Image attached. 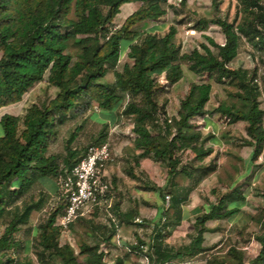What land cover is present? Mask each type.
Wrapping results in <instances>:
<instances>
[{"label": "trees", "instance_id": "obj_1", "mask_svg": "<svg viewBox=\"0 0 264 264\" xmlns=\"http://www.w3.org/2000/svg\"><path fill=\"white\" fill-rule=\"evenodd\" d=\"M132 1L141 4L118 28L110 29L120 6ZM167 1L0 0V108L19 102L46 72L47 82L58 88L47 104L30 105L21 118L7 113L0 117V222L4 224L0 234V264H34L27 254L19 257L24 243L15 234L29 223L33 211L43 207L45 195L41 194L35 200H26L25 195L34 184L43 178H55L83 155L70 147L75 132L65 142L67 148L61 164L58 156L48 154L49 141L56 135L57 125L68 120L70 111L80 101L84 107L95 101L99 108L105 109L121 100L122 95L127 96L119 114L133 118L134 145L140 150L134 157L135 163L140 158H150L165 164L167 183L172 186L170 200L178 211L176 223L180 219L182 203L199 181L215 170L212 162L202 163L212 148L203 144L201 132L191 123L194 116L206 113L205 105L212 86L209 82L191 84L180 100L176 115L168 117L163 109L165 103L159 106L156 101L158 76L163 75L167 84H175L183 76L182 64L187 63L193 73L205 72L218 81L227 78L234 82L247 94L245 107L221 103L214 112L226 116L229 122L245 121L246 134L250 137L247 143L253 145L252 158L262 152L264 111L257 101L262 91L257 84L256 69L230 68L229 63L238 54L242 38L258 49H264V0L246 2L245 9L252 14L249 20L237 22V16L230 22L221 18L198 19L195 27L199 30H204L209 22L222 27L225 43L218 44L204 35L207 43L201 42L199 48L188 52H182L181 46L173 41L177 32L174 25H169L162 35L135 28L138 23L161 18L166 13L164 4ZM122 39L133 40L127 52L131 63L124 62L121 70H117ZM71 43L78 46L75 60L69 50ZM211 46L216 48L215 52ZM109 71L114 74L111 82L103 80ZM160 109L164 112L161 122ZM103 141L105 133L100 134L95 143ZM187 149L199 164L182 163L180 154ZM180 173L194 182L179 187L175 178ZM149 189L164 196L160 186ZM244 201L245 194L236 189L223 193L206 209L198 210L193 222L195 233L187 245L172 250L161 247L158 241L151 246L152 254L148 259L168 264L208 250L210 247L202 245L203 234L209 230L206 222L236 215ZM63 208L64 201L58 199L49 209L46 220L38 225L37 239L31 243L37 262L107 264L97 243L79 246L84 261L78 259L70 244H59L62 228L57 220ZM122 217L119 224L129 222L133 215L128 212ZM112 228L115 231V227ZM110 238L111 235L104 237L105 240ZM255 238L259 249L248 264H264V214L260 218V233ZM138 242L140 244L132 248L140 250L143 242L139 239ZM15 251H18L16 257L12 255ZM228 252L237 258L234 264H243L236 249L229 248ZM114 264H123V260L117 258Z\"/></svg>", "mask_w": 264, "mask_h": 264}, {"label": "rangeland", "instance_id": "obj_2", "mask_svg": "<svg viewBox=\"0 0 264 264\" xmlns=\"http://www.w3.org/2000/svg\"><path fill=\"white\" fill-rule=\"evenodd\" d=\"M247 1L168 0L164 4L166 13L161 18L144 24L138 23L135 28L139 31L148 29L162 35L169 25H174L177 32L173 36V41L181 46L182 52L199 48L201 42L207 43L204 35L211 37L218 44H224L225 32L222 27L209 22L204 30H199L195 27L197 20L221 18L230 22L236 16L237 22L249 20L252 14L245 9ZM140 4L138 1L123 3L111 22L110 29L118 28L125 16ZM132 41L121 40L117 70H121L124 62L131 63L127 58V52ZM211 49L216 51L213 46ZM69 50L75 60L78 46L71 43ZM229 67L256 69L257 84L262 91L257 101L259 108L264 111V49L260 50L242 38L238 54L229 63ZM182 69L183 76L175 84H167L163 75L158 76L156 101L159 106L165 103L163 108L165 114L174 117L180 100L191 84L201 82L211 84L210 99L205 105L206 113L194 116L191 123L201 132L203 144L212 148L211 154L206 156L202 163L212 162L215 170L202 178L188 199L182 203L177 223L178 211L170 200L172 186L167 183L165 164L151 159L133 163V157L140 153L134 145L136 135L131 130L133 118L119 114L127 100L126 95H122L121 100L111 108L105 109L99 108L95 101H91L87 107L80 101L70 111L68 120L57 125L56 135L49 141L48 154L58 156L60 164L67 148L65 142L71 133L75 132V138L70 147L76 148L80 155L89 145L98 144L95 140L100 134L105 133V141L109 143L114 154V160L107 165L113 167L111 179L114 185L116 213L123 216L129 212L133 215L129 222L119 224L118 231H113L108 217L98 211L87 217L78 218L67 228L61 229L59 244H70L80 261H84L85 256L79 253V246L97 243L107 264H114L117 258H121L123 264H163L148 259L152 254L151 246L158 241L161 247L172 250L187 245L195 233L193 222L198 210L206 209L210 203L216 202L218 197L232 189L243 192L245 201L236 215L228 219L206 222L209 230L203 234L202 245L210 248L192 258L175 259L168 264H234L237 258L228 252L229 248L237 250L243 264H248L256 255L259 244L255 237L260 233V218L264 214V146L262 152L256 158H252L253 145L247 143L250 137L246 134V122H229L226 116L214 112L221 103L238 108L245 107L247 94L227 78L218 81L210 78L205 72L193 73L188 69L187 63L182 64ZM47 75L48 72L41 81L24 93L19 102L1 107L0 117L7 113L21 118L30 105L47 104L55 97L58 88L47 82ZM103 80L113 81V72L109 71ZM159 115L161 122L164 119V112L161 109ZM180 156L182 163H189L192 166L199 164L188 149L181 152ZM41 181L45 185L41 182L34 184L25 195V199L35 200L44 194L45 203L39 211L32 212L29 223L21 226L15 234L24 243V249L20 251L19 257L27 254L34 264L39 263L33 254L31 243H35L37 239L38 225L46 220L49 209L58 201V198L48 192L52 190L50 185L55 183L54 177L43 178ZM175 182L179 187H185L194 180L180 173L176 176ZM152 186L162 187L164 196L161 197L160 193L149 189ZM165 195H169L168 201ZM122 216L116 215L118 220H121ZM135 218L140 221H136ZM3 229L4 224L0 222V234ZM107 235H111L109 240L104 239ZM138 239L143 242L140 250L132 248L140 244ZM17 253L18 251H15L12 255L16 257ZM2 259L5 261V257ZM55 260L59 263L57 259Z\"/></svg>", "mask_w": 264, "mask_h": 264}, {"label": "built area", "instance_id": "obj_3", "mask_svg": "<svg viewBox=\"0 0 264 264\" xmlns=\"http://www.w3.org/2000/svg\"><path fill=\"white\" fill-rule=\"evenodd\" d=\"M113 160L114 154L107 141L92 144L74 165L64 168L55 177L58 199L64 201L63 211L57 220L62 229L67 228L76 219L98 211L108 217L115 231L119 230L114 208V188L105 174L106 165ZM165 197L168 201L169 195Z\"/></svg>", "mask_w": 264, "mask_h": 264}, {"label": "crops", "instance_id": "obj_4", "mask_svg": "<svg viewBox=\"0 0 264 264\" xmlns=\"http://www.w3.org/2000/svg\"><path fill=\"white\" fill-rule=\"evenodd\" d=\"M131 12H129L128 14H130ZM127 14V15H128ZM126 17V16H125ZM2 130V129H1ZM2 134V132L0 133V135ZM137 155V154H136ZM135 155V156H136ZM134 156V157H135ZM134 157H133V159H134ZM143 159H145V160H148V159H150V158H140L139 160H138V163L141 161V160H143ZM133 163L135 164V160L133 161ZM142 163V165H143V162H141ZM113 173V167L111 166V165H106V168H105V174H106V176L111 180V182H112V179H111V174ZM55 179V178H54ZM41 183H43L44 185H45V183L43 182V181H41ZM112 185H113V182H112ZM50 187L52 188V190H48V192L51 194V195H54L56 198H58L59 197V192H58V187H57V184H56V181H55V183L54 184H52V185H50ZM113 188H114V185H113ZM53 191V192H52Z\"/></svg>", "mask_w": 264, "mask_h": 264}]
</instances>
